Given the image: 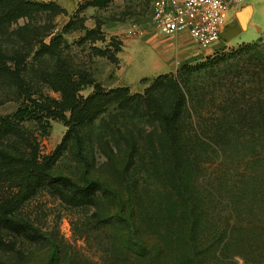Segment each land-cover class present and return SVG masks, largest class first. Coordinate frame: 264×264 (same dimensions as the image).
<instances>
[{"label":"rangeland","instance_id":"374dc122","mask_svg":"<svg viewBox=\"0 0 264 264\" xmlns=\"http://www.w3.org/2000/svg\"><path fill=\"white\" fill-rule=\"evenodd\" d=\"M39 1H55L66 12L35 11L0 30V129L7 123L0 131V170L37 167L45 178L29 194L0 179V208L20 201L10 211L12 219L0 223V264H156L145 261L150 260V249L140 252L131 245L137 242L134 227L122 219L110 221L120 208L113 197L97 192L78 200L60 184L57 178L62 176L128 193L143 218L140 236L161 240L166 260L181 258L184 251H177L168 226L177 205L169 194L167 159L162 148H155L161 137L158 117L170 112L180 90L183 112H190L180 120L185 136L198 142L194 138L217 133L216 124L224 122L222 109L239 107L252 90L246 86L250 72L264 61V0H248L254 13L248 29L236 38L221 39L195 59L183 54L176 61H165L156 49L153 33L161 32L152 22V9L157 0H110L99 7L85 6L83 0ZM240 15L244 13L237 14L239 19ZM260 37L255 48L240 50ZM60 63L65 75L59 73ZM57 73L54 84L49 75ZM77 82L83 85L78 91ZM119 88L132 102L123 104L117 96L102 102L97 112L83 114L85 99ZM74 104L82 122L86 161L78 156L73 139L57 152L68 130L62 116L69 117ZM25 106L34 115L15 119L12 114ZM237 127L232 130L233 143L249 135ZM256 133L264 136L261 129ZM232 149L228 144L194 149L206 153L205 167L213 172L205 183L210 190L225 192L223 196L236 183L231 170L235 165L228 157ZM256 150L264 153V146ZM222 153L227 157L223 161L218 157ZM210 206L217 226H232L234 219L225 205ZM255 208L257 213L238 214V225H233L239 235L230 241L222 260L210 257L207 264H264L262 203ZM255 236L258 241L247 248L248 239ZM131 238L133 242H124Z\"/></svg>","mask_w":264,"mask_h":264},{"label":"trees","instance_id":"16d2710c","mask_svg":"<svg viewBox=\"0 0 264 264\" xmlns=\"http://www.w3.org/2000/svg\"><path fill=\"white\" fill-rule=\"evenodd\" d=\"M85 6H102L107 4L110 0H83ZM53 11L54 14L64 13L66 10L59 6L55 1H39V0H0V30H5L7 25L15 22L22 16H27L35 11ZM92 32L90 30L88 35ZM261 37L256 41L245 43L240 50L255 48ZM101 51V50H100ZM108 50L101 51L105 53ZM255 68V72H250V78L246 83L249 92L244 97V101L239 107H232L226 105L222 111L224 113V122L216 124L219 130L213 137H196L197 141L185 136L181 118L189 115L188 110L184 113L185 97L184 94L178 90L176 99L169 113L159 114L161 119V137L155 148H162L166 157V170L167 177H169V194L175 197V204L177 205L176 211L173 212L168 220L173 242L176 243L177 251L179 254L184 251L183 256L179 258H165V251L162 241H152L148 235H141L138 229L142 225V217L137 210L135 203L129 202V194L125 191L114 190L111 187L101 182H81L68 176L57 178L60 184L67 186L79 200L82 198H91L97 192L104 193V195L111 196L120 206L119 213L111 216L110 221L116 222L118 220L126 221L136 229V238L131 245L139 247L140 252H145L150 249V260L153 263L163 261L162 264H207L208 258L222 260L226 249L229 247L230 241L239 235V231L235 225H238V214L242 211L248 214L257 213L255 205L262 203V208L259 212L264 214V153L256 150L258 146H264V136L256 133L255 131L261 129L264 132V61ZM59 73L65 75V68L63 64H59ZM3 69L0 68V73ZM57 74H50V81L54 84L57 83ZM166 74L158 76V78L165 77ZM76 91L80 90L83 85L78 83ZM124 88L110 90L106 93L94 94L90 98L85 99L84 104L80 107L83 114L90 115L97 112L101 108V103L108 101L110 98L121 96L123 104L132 102V97H127L122 92ZM159 109L158 107L156 108ZM156 110V111H157ZM79 109L76 104L72 106L71 115L69 117L63 115L62 119L68 126L67 133L65 134L62 142L58 146V153H61L68 144L69 140L73 139L77 154L81 159L86 161V154L84 152V142L80 133V118H78ZM159 113V112H158ZM15 119H22L34 115V110L28 106L19 107L13 114ZM185 119V118H184ZM215 123V122H214ZM212 123L213 125H215ZM7 123L2 124V131ZM237 129H243L246 132L247 138L241 141L237 137L236 142H231V135ZM211 130V128H210ZM233 130V131H232ZM195 132V131H194ZM260 135V136H258ZM215 136V137H214ZM230 145L233 149L230 151L228 157L234 162L236 175L232 176L236 183L231 193L223 196L225 192L218 191L211 188L205 183V177L212 176L213 172L208 171L205 167L206 160L204 157L206 153L194 151L196 146H209L213 145ZM221 160H225L226 153L219 154ZM33 165V164H32ZM263 171V172H262ZM43 178H42V177ZM0 179L5 182L14 183L19 185L22 192L29 194L37 189L40 182H44V175L39 173L38 168L33 167L21 169L0 170ZM226 199V200H225ZM225 205L234 222L231 225L225 224L224 226H217L215 219L210 215L211 203ZM240 202L243 206H240ZM20 203L19 200H12L7 204L6 209L0 208V223L11 220L10 211ZM243 208V209H242ZM129 209V212L127 210ZM213 213V212H212ZM24 228L31 232L37 230L29 223H23ZM141 224V225H139ZM22 225V223H21ZM215 229L213 234L207 232L209 229ZM254 230V228H252ZM252 235V232H249ZM133 238V237H132ZM124 239V242L131 243L133 239ZM258 241L255 236L248 239L247 248L251 249L252 245ZM150 243H153L151 246ZM168 253V252H167ZM170 254V252H169Z\"/></svg>","mask_w":264,"mask_h":264},{"label":"built area","instance_id":"2783aa9c","mask_svg":"<svg viewBox=\"0 0 264 264\" xmlns=\"http://www.w3.org/2000/svg\"><path fill=\"white\" fill-rule=\"evenodd\" d=\"M248 0H157L152 22L162 34L184 31L198 46L214 47L229 20Z\"/></svg>","mask_w":264,"mask_h":264},{"label":"crops","instance_id":"0c3cea01","mask_svg":"<svg viewBox=\"0 0 264 264\" xmlns=\"http://www.w3.org/2000/svg\"><path fill=\"white\" fill-rule=\"evenodd\" d=\"M239 12L244 13V19L246 20V26L243 27L239 18L237 17V14L233 17V20L235 21V25L231 29L234 30L236 27V24L241 26V31L237 34V36L241 32H244L248 29V26L250 24L251 18L254 13L253 2L247 1L244 4V6L238 11V13ZM153 36H154L153 38H155L157 52L163 57L165 61H168L170 59L176 61L177 59H181L182 58L181 55L183 54L192 56L195 59L198 57V55H201V54L203 55V54L208 53V51L212 48V47L203 48V47L198 46L196 43H194L189 38L188 34L184 31L176 32L173 34L153 33ZM237 36H235L234 38H236Z\"/></svg>","mask_w":264,"mask_h":264},{"label":"water","instance_id":"95a60500","mask_svg":"<svg viewBox=\"0 0 264 264\" xmlns=\"http://www.w3.org/2000/svg\"><path fill=\"white\" fill-rule=\"evenodd\" d=\"M238 14V12L236 13ZM241 24L243 25L244 21H241V19H239ZM245 20V19H244ZM231 23H229L228 25H230ZM241 31V26L236 24V27L234 30L232 29H226V26L223 28V30L220 33V37L221 39H223L224 41L228 42L230 41L232 38H234L235 36H237V34Z\"/></svg>","mask_w":264,"mask_h":264},{"label":"flooded vegetation","instance_id":"af4514ba","mask_svg":"<svg viewBox=\"0 0 264 264\" xmlns=\"http://www.w3.org/2000/svg\"><path fill=\"white\" fill-rule=\"evenodd\" d=\"M228 23H231L230 25H227V27H226L228 30L231 29L232 27H234V25H235V21L233 20V18L230 19Z\"/></svg>","mask_w":264,"mask_h":264},{"label":"bare ground","instance_id":"6f19581e","mask_svg":"<svg viewBox=\"0 0 264 264\" xmlns=\"http://www.w3.org/2000/svg\"><path fill=\"white\" fill-rule=\"evenodd\" d=\"M244 15H240V19H241V21H243L244 19Z\"/></svg>","mask_w":264,"mask_h":264}]
</instances>
